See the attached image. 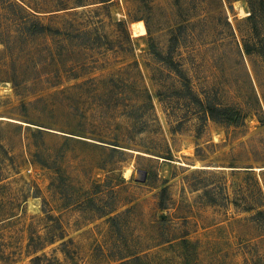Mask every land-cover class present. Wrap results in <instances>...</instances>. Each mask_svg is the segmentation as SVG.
<instances>
[{
    "label": "rangeland",
    "instance_id": "obj_1",
    "mask_svg": "<svg viewBox=\"0 0 264 264\" xmlns=\"http://www.w3.org/2000/svg\"><path fill=\"white\" fill-rule=\"evenodd\" d=\"M0 264H264V0H0Z\"/></svg>",
    "mask_w": 264,
    "mask_h": 264
},
{
    "label": "trees",
    "instance_id": "obj_2",
    "mask_svg": "<svg viewBox=\"0 0 264 264\" xmlns=\"http://www.w3.org/2000/svg\"><path fill=\"white\" fill-rule=\"evenodd\" d=\"M45 26L43 24H41L38 21H34V24L31 28L33 33H41V32H45ZM219 110V108L217 107H213V108H207L206 109V114L208 116H214V112ZM223 112L225 113L226 117L228 119L234 120V121H238L240 118H242L241 113L235 109L232 106H227L225 108H223ZM41 238V237H40ZM41 258V256H36L35 258H32V260H39Z\"/></svg>",
    "mask_w": 264,
    "mask_h": 264
},
{
    "label": "water",
    "instance_id": "obj_3",
    "mask_svg": "<svg viewBox=\"0 0 264 264\" xmlns=\"http://www.w3.org/2000/svg\"><path fill=\"white\" fill-rule=\"evenodd\" d=\"M141 172H142V174H143V177H144V179L146 178V175H147V171L146 170H140Z\"/></svg>",
    "mask_w": 264,
    "mask_h": 264
}]
</instances>
